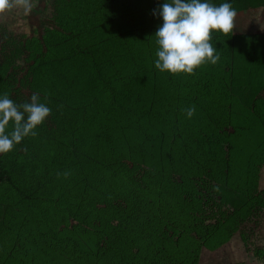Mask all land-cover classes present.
<instances>
[{"label":"rangeland","instance_id":"1","mask_svg":"<svg viewBox=\"0 0 264 264\" xmlns=\"http://www.w3.org/2000/svg\"><path fill=\"white\" fill-rule=\"evenodd\" d=\"M52 2L29 0L31 9L28 12L13 3L11 8L0 13V94L7 93L17 103H22L32 93H37L51 108L49 116L37 126H48L47 134L25 137L11 151L1 155H16L20 159L37 155L47 163L49 157L60 155L71 157L74 162L70 150H76L77 154L86 157L81 168L86 173L95 158L105 154L104 131L107 130L108 144L113 143L117 157H100L102 168L99 163L98 170L92 171L94 180L81 185L83 190L93 188L100 179H115L113 166L120 168V163L134 167L129 176L138 184H149L158 189L165 207L147 206L140 212L143 220L138 225L129 219L120 220L119 211L111 210L110 217L98 214L100 219L95 217L94 225L110 230L109 239H101L98 231L85 232L79 227L66 232L78 226V222L69 219V224L65 225L62 218L57 217V222L49 216L41 222L38 210L29 209V236L28 233L20 234L19 228L10 221L15 214L7 201V190L1 188L0 207L4 204L6 209H0V262L11 264L10 254L23 246L29 250V260L25 264H81L90 245H96L92 247L95 252H103L105 246L112 243V238H117L118 243L127 241L142 224L146 225L147 231L166 233L175 248V245H181L178 244L180 235L173 232L175 225L163 227L156 220L157 216L163 219V213L167 217V206L174 213V224L182 214H190L205 225H226L235 240L243 243L244 254H248L244 258L239 254L238 263L264 264L253 256L258 249L264 251V90L250 101L236 87L231 85V88L227 74L233 66L228 68L227 60L222 59L215 64L205 63L192 74L156 70L153 67L156 45L151 31L155 32L158 25H147L146 21L152 16L143 20L135 8L129 9L135 12L137 19L130 21L127 12L123 13L128 8L116 3L110 6V14L105 20L107 32L94 37L93 43L100 44L94 61L100 64L101 73L109 75L117 84L118 102H126L128 109L104 118L103 86H99L91 63L76 59L77 62L67 70L68 80L64 82L57 70L59 58L64 56L63 47L59 49L56 64H44L42 72L35 66L36 47L28 46V41L40 39L52 25ZM161 2L157 0V12ZM231 6L236 10L231 35L264 37V0H232ZM154 18L157 24L161 23L158 15ZM55 59L56 55L51 63ZM72 82L74 84H70ZM188 106L195 108L191 118L185 117L184 110ZM142 113L145 116L140 118ZM156 115L166 119L165 124L170 121L178 126L182 141L188 143L186 151L180 153L175 148L170 149L166 141L143 147L136 140L138 129L141 134H149L150 128L145 125L152 126ZM147 117L151 119L148 121ZM234 128L240 132L239 136L234 133ZM53 130L59 139L51 135ZM215 134L217 137L212 139ZM226 139L234 142L231 145L237 149L235 156L226 157L224 152L227 150L223 149V156L214 158L210 149L213 150L215 144L224 147V143L229 142ZM56 140L61 142L53 144ZM94 145L100 153L98 150L92 152ZM151 146L155 147L153 152ZM208 160L211 163L207 167ZM219 166H227V170L221 171ZM57 169L55 171L59 172ZM72 191L76 199L77 191ZM113 202L120 203V198L116 197ZM132 253L131 264H144L149 258L143 250ZM113 261L105 263L104 259L98 258L89 264H113ZM220 261L217 264L224 263L225 259L220 258Z\"/></svg>","mask_w":264,"mask_h":264},{"label":"trees","instance_id":"2","mask_svg":"<svg viewBox=\"0 0 264 264\" xmlns=\"http://www.w3.org/2000/svg\"><path fill=\"white\" fill-rule=\"evenodd\" d=\"M137 2L138 6L136 7ZM212 2L219 4L223 0H212ZM116 3H122L124 7L128 8L125 11L123 10V13L127 12L130 21L137 19L135 12L129 9L135 8L134 10L141 15L143 20L152 16L146 21L147 25L159 26L160 23L155 22L154 17L156 15H153V10H156L158 5L157 0H53L51 8L52 25L50 24V27L41 34L40 39L28 41V46L31 44L36 47L35 66L41 72V68L44 69V64L48 62L53 65L56 64L59 49L63 47L64 56L59 58L60 64L57 66L58 74L63 82L68 80L67 70L72 63L77 62L76 59L91 63V69L97 73L96 78L99 86H103L101 91L105 96L103 97V100L105 99V110L102 115L104 118H109L113 112L119 113L121 109H128L126 102H118L117 84H114L109 75H103L99 69L100 64L94 61L97 60L95 57H97L100 45L97 42L93 43L95 41L94 37H101L102 33L107 32L105 20L110 14V6ZM151 32L154 33V31ZM210 35V42L217 48L219 60H227L226 66L228 68L233 66L232 71L230 70V73L227 74L228 82L231 83L230 86L236 87L239 92L247 95L250 101L254 100L252 98L264 90V37L257 35L234 36L230 32L222 34L216 31L211 32ZM54 55H56V59L51 63ZM70 84H74V82ZM68 90H71V88H68ZM131 102L135 105L138 104L136 100H131ZM144 116L142 113L140 118ZM156 117L152 119V126L145 125L150 128L149 134L147 132L141 134L139 129L138 132L136 131V140L143 147L154 142L163 144L166 141L168 148H175L180 153L186 151L188 143L182 141L181 135L178 133V126H174V122L170 121L165 124L166 119L159 118L157 115ZM150 119V117H147L148 121ZM45 127H37L35 135L47 134L49 127ZM260 129L263 131V127L260 126ZM233 130L236 136L240 135L236 128ZM104 133V140L107 143L105 154L101 153L102 156L96 157L94 164H91L89 172L86 173L84 170L81 171L86 157L79 154V152L77 154L76 150H70V156L74 155V162L71 157L65 158L60 155L49 157V163H47L37 155L30 159L25 157L20 159L16 155L8 157L0 154V189L5 188L7 190V201L12 206L15 214L10 218V221L15 223L16 228H19L20 234L28 233L30 236L27 218L29 209L38 210L41 222H45L48 216L51 220L56 219L57 222L59 221L57 217L62 218L61 222H64L65 225L69 224V219L78 222V226L71 227L65 230L66 232L79 227L80 230L85 232L98 231L101 234V239L102 237L109 239L111 236L110 230L94 225V218L98 217L100 219L98 214L110 217L111 210L119 211L120 220L129 219L132 223L138 225L143 220L140 212H143L147 206L156 207L161 205L165 207V205H162L165 200L161 197L162 193L158 189L149 184H138L132 176H129L134 167L132 169L120 163V168L113 166L116 171L115 175H117L115 179H100L96 185H93V188L83 190L88 181L94 180L95 176L92 171L98 170L99 163L102 168L100 157L105 155L113 159L117 157V151L112 145L113 143L108 144L106 135L109 132L105 130ZM35 135L32 137H35ZM51 135L59 139V135L55 130L51 132ZM216 137L215 134L212 139ZM58 141L56 140L53 144ZM226 141L229 142H225L224 147L215 144V148L210 149L214 158L222 157L223 149L227 150L224 152L226 157L235 156L237 149L231 145L234 142L227 139ZM201 145L204 144L201 143ZM150 148L152 152L155 150L154 146ZM66 151H68V148ZM95 151H100L96 145H94L92 152ZM210 163L209 160L206 162L207 167ZM226 167L219 166L218 168L221 171H226ZM55 169L59 172H56ZM68 187L71 188H69V191L67 190ZM72 189L77 191L76 199ZM43 191H45L44 198L42 196ZM79 192L82 194H79ZM116 197L120 198V203L113 202ZM47 205L49 207L44 209ZM0 209H6L5 205L2 204ZM165 209L168 210L167 217L165 218L166 215L163 213V219L157 216L156 220L163 227L175 225L173 226V232L180 235L181 240L178 242V244L181 243L180 246L175 245L174 248V244L171 245V239L166 233L147 231L145 229L146 225L142 224L135 228V232L130 234V239L127 241L118 243L117 238L116 240L112 238V243L105 246L103 252H95L92 247L96 245H90V250L87 251L83 260L80 258L82 260L81 264L95 263L98 258L104 259L105 263L108 260H114L113 264H131L132 252L137 250H143L149 255L144 264H209L212 261H214L212 264H217L221 262L220 258L225 259L222 264H239L238 261L240 262V260L237 259V256L240 254L244 258L248 255L244 254L245 249L241 240L236 241L233 233L226 225L219 223L205 225L200 219L190 214L186 216L182 214L181 218L174 224L175 219L172 208L166 206ZM1 212H5V210ZM123 214H127L124 216L125 218ZM20 248L18 252L17 248L14 251L12 250L13 253L10 254L9 258L11 264H25V262H28L29 250L23 246H20ZM258 251H255L253 256L264 263V251ZM132 264H135V262ZM136 264H140V262H136Z\"/></svg>","mask_w":264,"mask_h":264},{"label":"clouds","instance_id":"3","mask_svg":"<svg viewBox=\"0 0 264 264\" xmlns=\"http://www.w3.org/2000/svg\"><path fill=\"white\" fill-rule=\"evenodd\" d=\"M13 3L30 11L29 0H0V13ZM161 23L154 32L155 53L153 67L169 74H192L205 64H215L219 59L217 48L210 42L213 31L228 34L234 27L236 10L230 0L215 4L212 0H162L158 12ZM195 108L188 106L184 112L191 118ZM51 108L41 96L32 93L17 103L7 93L0 94V154L11 151L25 137L34 136L36 128ZM10 129V130H9Z\"/></svg>","mask_w":264,"mask_h":264}]
</instances>
